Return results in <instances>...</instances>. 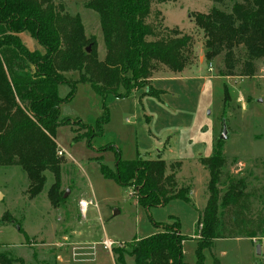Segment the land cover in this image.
<instances>
[{"label":"trees","instance_id":"trees-1","mask_svg":"<svg viewBox=\"0 0 264 264\" xmlns=\"http://www.w3.org/2000/svg\"><path fill=\"white\" fill-rule=\"evenodd\" d=\"M164 1L176 0H84V6L99 17L105 49L99 59L94 36H86L79 15L68 14L60 3L0 0V165L21 167L31 198L42 191L48 170L53 174L47 190L50 204L57 207L65 200L55 134L58 126L70 124L68 117L60 115V105L72 99L77 83H88L102 99V113L94 123L100 135L108 121L107 95L121 98L135 90L158 95L150 79L159 66L180 72L189 65L191 36L175 28L160 31L147 21L151 4ZM194 23L205 36L208 54H222V76L252 77L256 73L257 61L264 59V0L235 1L228 11L213 5L208 12L197 13ZM22 32L35 39L37 49L22 42ZM62 84L69 87L64 97L58 94ZM84 127L90 133L73 129V140L84 139L89 144L93 126ZM223 143L217 139L212 154L198 159L208 179L206 203L194 232L195 261H183L182 243L187 237L181 233L179 221L172 219L155 225V232L146 237H134L127 251L112 247L115 264H126L125 255L134 264H204L203 252L212 248L215 239L264 237V202L259 210L252 204L254 198L263 200L264 186L248 189L244 177L224 173ZM110 145L114 166L97 158L99 170L105 178L132 187L139 205L149 208L173 199L191 201L189 187L176 176L181 160L167 162L159 156L138 155L122 160L120 150ZM11 219L7 213L1 216L4 221ZM16 263L47 264L38 259L28 263L0 251V264Z\"/></svg>","mask_w":264,"mask_h":264},{"label":"rangeland","instance_id":"rangeland-1","mask_svg":"<svg viewBox=\"0 0 264 264\" xmlns=\"http://www.w3.org/2000/svg\"><path fill=\"white\" fill-rule=\"evenodd\" d=\"M235 1L239 0L222 3L176 0L151 4L147 17L150 24L160 31L175 28L191 36L187 52L190 63L186 66L190 69L172 79L171 70L159 66L153 73H157V80L152 82L160 92L158 95L143 94L142 90L121 98L107 95L104 103L108 121L100 135L94 123L102 113V99L88 83H77L72 99L60 105V115L68 117L70 124L58 126L55 134L58 152L61 151L57 153L62 159L60 185L64 192L68 190L65 200L57 207L50 204L47 198L53 182L50 171L44 172L46 181L42 191L31 198L27 191L29 181L21 167L0 165V251L22 257L28 263L38 259L47 264H115V253L112 261L108 252L100 251L102 247L98 243L105 237L115 239L114 250L127 251L134 237H146L157 229L155 225L172 219L179 221L182 234L194 233L207 199L208 172L190 151L197 153L194 140L202 137L207 143L202 151L209 149L203 156L211 155L223 121L227 128L221 147L227 158L224 173L244 177L248 189L264 186V59L257 61V71L252 77L222 76V54H208L205 36L194 23L197 13H206L213 5L228 11ZM54 2L60 3L68 14L79 15L86 36H94L98 58L102 59L105 49L98 14L86 8L84 0ZM20 38L29 49L37 46L27 32ZM68 89L62 84L58 94L64 97ZM86 125L93 126L90 143L84 139L74 141L73 129L80 134L84 129L89 134ZM165 141L173 151L163 150L161 158L167 162L182 161L176 176L189 187L191 201L173 199L163 206L143 207L137 203L132 187L105 178L99 170L98 160L114 166L115 153L110 144L120 150L122 160H132L137 155L156 158ZM82 199L95 203L84 214L78 205ZM262 202L264 197L262 201L254 198L253 209L259 210ZM3 213L12 219L1 220ZM68 244L81 249L95 247L100 251L98 259L76 262ZM194 250L195 243L183 247L186 256L194 257ZM58 253L64 257L62 262L56 259ZM203 254L204 264H215V261L217 264H264V247L263 255L256 256L255 246L251 248L246 240L220 241ZM124 258L126 264H134L132 257L125 255Z\"/></svg>","mask_w":264,"mask_h":264},{"label":"crops","instance_id":"crops-1","mask_svg":"<svg viewBox=\"0 0 264 264\" xmlns=\"http://www.w3.org/2000/svg\"><path fill=\"white\" fill-rule=\"evenodd\" d=\"M23 33H26V32H22V33H20V35L23 34ZM34 48L37 49L38 48V45L36 47H34ZM200 65H202V64H200ZM186 69L189 70L190 68L185 67L180 72L170 71L172 73V74H170V75H172V79H174L176 77L175 75H181L182 73L185 74L186 73L185 72ZM157 77H158L157 73H155V74L152 75V77L150 79V84L151 85H152V82H154V81L157 80ZM161 77H163V76L161 75ZM136 91L137 92H140V90H135L133 92H135V94H136L137 93ZM129 96H133V95H129ZM194 141H195V145L197 146V148H196L197 153L194 154L192 151H190V155L193 156L197 160V162H199L198 161L199 157L203 156V154L206 153V152L208 153L209 152V149H208V147H206L207 148V151H205V152L202 151V149L205 147V144H207V143L204 142V139L202 137L201 138H196V140H194ZM57 146H58V143H57ZM161 148L162 149L157 153V157L159 156L160 158H161V152L163 150H166V151H169V152L173 151L171 149L170 143H168L167 141H165V142L162 143V147ZM199 150H201V152H199ZM177 172H176V174H177ZM188 195L190 196V190H189ZM205 203H206V201H205ZM205 203H204V205H205ZM153 232H155V231H153ZM185 236L187 237V239H185L183 241V243H182V251H183V247L186 246V244H188V243H195V247H196V235L194 233H190L189 235H185ZM105 238H108V237H105ZM109 239H111V238H109ZM228 239H232V240H246L248 242V244L250 245L251 248H253L254 246H256V244H259V246H260V254L259 255L260 256L263 255L262 253H263V247H264V237L256 236V237H252V238H249V237L219 238V239H215L214 240L213 246L217 245V243H219L220 241H226ZM111 240L115 241V239H111ZM67 246H70L71 247V251H72L71 252V257L76 262H79L80 260L95 261V258L98 259V254H99L100 251H104L105 253L108 252L107 250H104L102 248L100 249V251L97 252L96 251V248H94V250H90L89 247L80 249V248H74L70 244H68ZM251 252H252V250H251ZM108 253L110 254L111 259L113 261L112 253L111 252H108ZM255 255L258 256L256 253H255ZM249 257H250V255H249ZM56 259H57V261L62 262L64 260V257L62 256L61 253H58ZM183 261H185L187 263H193L195 261V256L194 257L193 256H186V253L183 251Z\"/></svg>","mask_w":264,"mask_h":264},{"label":"built area","instance_id":"built-area-1","mask_svg":"<svg viewBox=\"0 0 264 264\" xmlns=\"http://www.w3.org/2000/svg\"><path fill=\"white\" fill-rule=\"evenodd\" d=\"M58 153L61 154V151H59ZM78 205H79L80 211L84 214L86 208L89 205H95V203H93V200H83L82 199V200L79 201V204ZM98 244L102 247V249L107 250L108 252H112V247H114L115 245H117L115 241H113V240H111L109 238H103L102 241L99 242ZM94 248H90V250H94Z\"/></svg>","mask_w":264,"mask_h":264},{"label":"water","instance_id":"water-1","mask_svg":"<svg viewBox=\"0 0 264 264\" xmlns=\"http://www.w3.org/2000/svg\"><path fill=\"white\" fill-rule=\"evenodd\" d=\"M89 50H90V46L88 45V46L86 47V51L88 52ZM226 137H227V128H226V124H225V122L223 121V122H222V130H221V134H220V136H219V139L224 140V139H226ZM67 193H68V190H66V191L64 192L63 197H65ZM0 196H1V194H0ZM116 212H117V210H116L114 213H116ZM255 253H256L257 255L260 254V246H259V244H256V246H255Z\"/></svg>","mask_w":264,"mask_h":264}]
</instances>
